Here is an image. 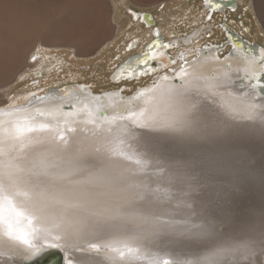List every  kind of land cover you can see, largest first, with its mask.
I'll return each instance as SVG.
<instances>
[{
	"label": "snow or ice",
	"instance_id": "1",
	"mask_svg": "<svg viewBox=\"0 0 264 264\" xmlns=\"http://www.w3.org/2000/svg\"><path fill=\"white\" fill-rule=\"evenodd\" d=\"M205 3L223 10V0ZM144 18L151 23L147 13ZM225 30L231 44L227 55H219L224 45L205 44L195 55L183 49L179 66L170 67L177 61L166 50L179 48L180 38L173 32L162 43L156 29L155 39L117 65L112 79L159 72L165 60L171 75L159 76L151 89L127 100L117 92L92 95L89 85L73 84L60 89L65 97L75 94L70 111H63V102L45 105L56 97L36 92L6 101L0 108V264H40L41 257L57 253V264H133L145 259L150 247L161 248L165 258L148 264H264V209L258 222L251 209L237 222L230 213L214 214L216 201L209 197L196 224L169 210L174 178L177 184L227 180L233 189L256 182L264 187V165L256 168L251 156L193 153L179 177L159 167L154 175L169 187H158L155 199L145 198L135 183L136 173L148 167L144 157L162 155L161 139L192 146L264 140V47H250ZM203 31L211 38L210 25ZM192 36L203 39L199 30ZM183 41L191 38L184 35ZM30 60L39 57L32 54ZM234 62L242 68H233ZM241 71L242 87L232 91V74ZM29 97L28 104L17 103ZM77 122L92 125L90 135H82L89 133L87 127L72 126ZM130 137L140 151L129 154Z\"/></svg>",
	"mask_w": 264,
	"mask_h": 264
},
{
	"label": "rangeland",
	"instance_id": "2",
	"mask_svg": "<svg viewBox=\"0 0 264 264\" xmlns=\"http://www.w3.org/2000/svg\"><path fill=\"white\" fill-rule=\"evenodd\" d=\"M131 9L154 13L157 18L156 27L160 28L167 40H171L172 33L175 32L181 44L179 48L169 49L172 56H178L183 49H192L195 55L196 49L205 44H222L226 40L225 29L220 24L222 22L247 41L264 47V17L261 14L264 0H239L237 8H227L214 15V11L203 0H0V12L6 14L0 17V36L4 31L15 38L19 36V40L22 38V53L25 57L18 63L19 66L0 68V105H6V101L14 95H20L30 88L29 93L42 94L52 87L77 83L91 84L95 93H101L125 86L124 93L130 95L137 87L149 85L152 77L120 83L113 82L110 77L118 64L129 56L142 52V47L153 38L149 28L145 25L142 27L144 23L134 19ZM208 9L213 15L211 20L206 16ZM210 23L213 24L210 25L211 38L203 31ZM248 27L250 30L246 29ZM196 30H199L203 39L194 36L193 44L184 43L183 36L191 33L190 37ZM134 37L141 39V45L126 52V42ZM37 48L39 51H36ZM230 48V43H226L220 56L227 54ZM32 54L37 55L41 62L32 66L33 62L29 57ZM120 54L122 57H119ZM41 68L43 75L38 74ZM21 76L24 77L23 80L20 79ZM176 153L180 156L177 162L170 166L165 159L164 166L173 177L183 176L186 172L180 163L183 162L182 158L185 155L192 158L191 154L181 150ZM172 183L175 186L170 190L175 189L179 195L174 196L175 199L181 200L178 205L186 206V211L183 208L182 211L184 215L190 214L186 216L191 217L193 224L201 222L198 217L204 214V204H207L209 197L217 203L211 208L214 214H228L226 207L220 204L223 203L221 197L227 185H232L228 181L177 184L174 178ZM164 184L169 187L166 182ZM250 190L249 188L245 192L249 194Z\"/></svg>",
	"mask_w": 264,
	"mask_h": 264
},
{
	"label": "bare ground",
	"instance_id": "3",
	"mask_svg": "<svg viewBox=\"0 0 264 264\" xmlns=\"http://www.w3.org/2000/svg\"><path fill=\"white\" fill-rule=\"evenodd\" d=\"M203 1L205 3V0H203ZM232 1H235L236 2V7H237L238 6V3H239V0H229V3L232 2ZM205 5H206V3H205ZM236 7H232V8H236ZM209 9L212 12L215 11V10H218V9H212V8H209ZM224 9H227V6L226 7H223V10ZM4 11H6V10H4ZM131 12L132 13H136V12H141V11H138V10H135V9H131ZM212 12H211V15H212ZM142 13H144V12L142 11ZM147 13H151V15H152V17L154 19V24H151V23L150 24H147L146 23V19H143L142 16H141V14H139V18H136L135 17V19L137 21H139V23H141V22H142V24L144 23L142 25V27H144V25H145L147 28H149V30L151 32V35L153 36L152 40L155 39V36L153 35V33L155 32L156 29H159L160 36L163 38L162 39V43H166V41L169 42L170 40H167L164 37V35L161 34L160 28L159 27H156L157 18L155 16V14L152 13V12H147ZM261 14L264 17V9L261 10ZM2 15L4 16L6 14L5 13H2L1 14V12H0V17ZM247 30H250V28L248 27ZM22 36H23V34H22ZM0 37H1L0 38V41H1L0 42V68L1 67H5V66L6 67L8 66L10 68H13L14 66L15 67L16 66H19L18 63L21 62V60L25 59V57H24V55L22 53V48H23L22 47L23 46L22 45L23 41L21 40L22 38L19 40V38H18L19 36L17 38H15V37L11 36V34H7L4 31L1 32V36ZM190 38H191V42L190 43L193 44L195 37L191 35ZM25 39H26V37H25ZM146 40H147V38H146ZM132 41L137 42L136 43V46L134 48H132V49H128V44L130 42H132ZM140 41H141V39L138 38V37L131 38L129 41H127L126 42V47H125L126 52H127V50H134L135 48H138L141 45V42ZM190 43H186V44L189 45ZM250 43L253 44L252 42H250ZM142 44H143V42H142ZM11 45H13V46L11 47ZM25 45H26V43H25ZM213 45H215V44H213ZM221 45H223V44H221ZM257 45L260 46V47H262L259 44H257ZM144 47H145V45H144ZM144 47H142V48H144ZM225 47H226V43L224 44L223 49ZM166 51H167L168 56H171L172 58H175L176 61L179 59L178 56H172V53L169 51V49H167ZM222 51H224V50H222ZM135 55L136 54L131 55V56H134L135 57ZM219 55H220V53H219ZM225 55H227V54H225ZM46 56L48 58H50V56H48V55H46ZM119 57H122V54H120ZM221 57H223V56H221ZM191 58H192L191 56L188 57V59H191ZM40 62H41V60L39 59V61H37L36 63H33L31 65L33 66V65H36L37 63H40ZM165 63H167V60L161 62V64H160V70H159V72H156V73H159V75L157 76V79H158L159 76H163V75H161V73H162L163 70H165L164 75H171V71H169L168 68L166 69V68L163 67V65ZM180 63L181 62H179V60H178L176 65L179 66ZM118 65H120V64H118ZM176 65H171L170 67H177ZM232 66H233V68H237V67L242 68V65H238L235 62L233 63ZM153 67H157V65H156L155 62L153 63ZM17 68H19V67H17ZM49 68H52V66H49ZM114 70L112 71V73L114 72ZM6 74H7V72H6ZM242 75H243L242 71L240 73H233L232 74V80L234 81V83H233V85L231 87V90L232 91H236V90H238V89H240L242 87V82L239 79V77L242 76ZM110 77H111V75H110ZM136 77L139 78L138 79L139 81L141 79L145 78V77H150V78L152 77V80H154L156 78V76L154 77V74L153 75L152 74H147V75H144V76L137 75ZM123 81H130V80H122L120 82H123ZM131 81H133V80H131ZM113 82L120 83L119 81H116V80H113ZM151 83H152V81H151ZM151 83L149 85H147V88H145V89H151L153 87V85ZM174 83H176V81H174ZM74 84H77V83H74ZM89 86H90L89 91L92 92V93H95V90L91 88L92 85L90 84ZM142 87H144V86H139V88H142ZM124 88H126V87L124 86L123 87V90H124ZM29 90H31V88L30 89H27V90H24L20 95H14L13 98H16V97H20V98L27 97L28 96V93H29L28 92ZM52 90L53 89L50 88V89L46 90L44 93H42V94H38V93L37 94L39 96H42V97H47V96L56 97L55 101H47L46 100L45 101V105H49V104H52V103H54L56 105H59L61 102H63L64 103L63 111H70V109L69 110L66 109L65 106H66V104H68L69 101H71L72 103H76V101L73 98V96L75 94H73V96H69V97H65L64 95L57 96L55 94L53 96V95L50 94V92ZM221 91H223V89ZM104 92H107V91H104ZM112 93L113 92L107 93V94L110 95ZM117 93H119V96L120 97H125L126 98L125 100H127L129 98L128 97L129 94H125L124 91H122V95L120 94V92H117ZM62 97H63V101H61V98ZM30 101H31V98L29 97L28 100L20 99V100L17 101V103L20 104V105H24V104H28ZM1 105H3V104H1ZM1 105H0V108H4L6 106V105H4V106H1ZM39 106H44V105H39ZM77 106L80 107L82 105H79L78 104ZM72 126L73 127H78L80 129H83V128L87 127L89 129V133H83L82 135H90V131H91L92 127H93L92 125H84L83 123H80V122L74 123V124H72ZM70 137H71V134H70ZM127 142L132 144V148L130 150H127V151H129V154H132L133 152H136V151H140V149L137 148V145H136V142H135L134 139H132L130 137ZM245 142H247V143H245ZM159 143H160V151H161L162 155L159 156L157 159H151L149 157H144L145 159H147L149 161L148 167H147V169L144 172H137L136 173L137 179H136L135 183L138 186L137 187V191H139L145 198L155 199L156 196L159 195L156 192L157 188L158 187L161 188V189L166 188L164 182H161L159 180V178L156 175H154V173L156 172V170L159 167H164L165 166V164H166L165 163V159L168 162V165H170V166L173 165V164H175L177 162V160L180 158V156L176 153V150L177 151L178 150H181L182 152H184L186 154H189V155L190 154L192 155L193 153H195L197 151H200L202 153H210L212 151L213 153L223 154L225 156L232 157V158L240 157L241 154H247V155L251 156L252 162L256 166V168H260L262 165H264V140H261L259 137H255V138H251V139H245V140H234V141L225 142V143H212V142H208L207 144H205L203 146H192V145L179 144V143H176V142H174L172 140H168V139H161ZM168 149H170L171 151H169ZM173 149H175V151ZM130 167L133 170H136L138 168V166H136L134 163H131L130 164ZM209 185H211V184H209ZM218 185H219V183H218ZM223 187H225V185H223ZM249 188L251 190H250V192L248 194L245 191L248 190ZM170 191L172 192L173 196H175V197H178L179 196L178 194H176L175 189H174V191L173 190H170ZM222 195H223V197H221V198H223V200H221V201H223V203H220V202L219 203L222 204L223 207L224 206L226 207V211L228 212V214L229 213L231 214V216L233 217V220L234 221H237V222L242 221L245 218L244 217V213L246 211H248L249 209H251L254 212L253 219L256 222H258V220H259V213H260V211L262 209H264V187H262L259 184V182H256L254 184H246V183H244V184H242V186H240L238 188H235V189H233V186L232 185H227L226 191ZM179 201H181V200H179V199H173L171 201V208L169 210H179L184 215V212L182 211V208H183V210L186 211V206L178 205L179 204L178 203ZM219 201H220V199H219ZM221 211H223V210H221ZM221 213H223V212H221ZM186 215H184V216H186ZM188 215H190V214H188ZM179 218L180 217L177 216V219H179ZM168 242H169L168 241V238H164L163 243L166 244ZM145 257L146 258L143 259V260L134 261L133 264H148V260L149 259L158 258V259H161L162 260L163 258H165L164 252L161 250V248H158V247H150L149 249H147L145 251Z\"/></svg>",
	"mask_w": 264,
	"mask_h": 264
},
{
	"label": "water",
	"instance_id": "4",
	"mask_svg": "<svg viewBox=\"0 0 264 264\" xmlns=\"http://www.w3.org/2000/svg\"><path fill=\"white\" fill-rule=\"evenodd\" d=\"M212 2H213V5L216 3V2H218V0H212ZM227 6V8H232V7H236V2L235 1H232V2H230L229 3V0H223V7H226ZM212 9H216L214 6L212 7ZM219 10V9H218ZM219 11H221V10H219ZM225 11V10H224ZM130 12H131V10H130ZM136 13H138V14H141V16H142V18L143 19H145L144 18V14H145V12L144 13H142V12H136ZM147 13V12H146ZM131 14H132V12H131ZM148 14V16L150 17V20H151V24H154V19H153V17H152V15H151V13H147ZM134 19H135V17H134ZM146 23L147 24H150L149 23V21L148 20H146ZM225 26V28L226 29H229L228 27H227V24H225L224 25ZM247 29V28H246ZM232 31V30H231ZM232 33H233V35H234V38L237 40V41H242L243 43H245L246 45H248V46H250V47H255V48H259L260 46H258L257 44H251L250 42H248L241 34H239V33H236V32H233L232 31ZM133 42V41H132ZM132 42H130V43H132ZM134 58V56H130V57H128L126 60H124L122 63H124L125 61H130V60H132ZM179 60V59H178ZM177 60V61H178ZM179 62H180V60H179ZM122 63H120V64H122ZM155 66V65H154ZM168 70L170 71V68H168ZM115 71V70H114ZM164 72H165V70H163L162 71V73H161V75H164ZM43 74H44V72H43ZM43 74H41L40 72H39V75H43ZM149 74H154V77L156 76V78L154 79V80H152V85H154L156 82H157V76L159 75V73H156V72H152V73H149ZM142 76H144V75H142ZM111 79H112V74H111ZM139 78L138 77H136V78H134V79H131V80H138ZM113 80V79H112ZM122 80H129V79H122ZM122 80H120V81H122ZM130 80V81H131ZM119 81V82H120ZM65 85H73V83H69V84H64V85H61L60 87H52V91L50 92V94L51 95H53L54 96V94L55 95H57V96H62V95H64L61 91H60V89L61 88H63ZM151 85V86H152ZM150 87V86H149ZM145 88H147V86H144V87H142V88H139V87H137V89L136 90H134V92L133 93H131L130 95H128V97H131L132 95H134L137 91H139V90H141V89H145ZM121 89H123V87L121 88ZM111 92H120V94L122 95V91H120V89H116V90H110V91H107V92H101V93H92V95H101V94H107V93H111ZM123 99H126L125 97H122ZM66 109H68L69 110V108H68V104H66ZM176 149V148H175ZM175 149H173L174 151H175ZM169 151H171L170 149H168ZM177 151V150H176ZM191 159V157H188V156H184L183 158H182V161L183 162H180L181 163V165H183L182 167H184L185 169H186V167H185V162L186 161H188V160H190ZM184 169V170H185ZM58 260H61V255L59 254V253H57V254H54V255H52V254H50V255H46V256H44V257H41L40 258V264H57V261Z\"/></svg>",
	"mask_w": 264,
	"mask_h": 264
},
{
	"label": "flooded vegetation",
	"instance_id": "5",
	"mask_svg": "<svg viewBox=\"0 0 264 264\" xmlns=\"http://www.w3.org/2000/svg\"><path fill=\"white\" fill-rule=\"evenodd\" d=\"M237 8V7H236ZM215 12H222V11H219V10H215L214 12H213V15L215 14ZM210 13V11H209V9H208V12H207V14H206V16L208 15ZM213 15H212V17H213ZM221 24V26H222V28H224V29H226L225 28V26H224V24H226L225 22H222V23H220ZM209 25V24H208ZM207 25V26H208ZM229 28V27H228ZM230 29V28H229ZM214 30H215V25H214ZM231 30V29H230ZM233 31V30H232ZM233 32H235V31H233ZM213 33V32H212ZM225 35H226V40L225 41H223L222 42V44L223 43H226V41H228L229 40V36H228V34H227V32H226V30H225ZM236 33H238V32H236ZM240 34V33H239ZM230 47H231V44H230Z\"/></svg>",
	"mask_w": 264,
	"mask_h": 264
}]
</instances>
